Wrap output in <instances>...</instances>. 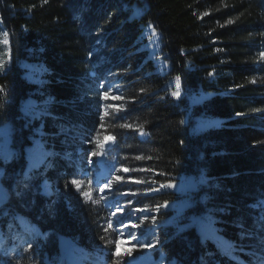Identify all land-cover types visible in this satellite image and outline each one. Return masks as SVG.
Segmentation results:
<instances>
[{
	"label": "trees",
	"instance_id": "16d2710c",
	"mask_svg": "<svg viewBox=\"0 0 264 264\" xmlns=\"http://www.w3.org/2000/svg\"><path fill=\"white\" fill-rule=\"evenodd\" d=\"M0 26V57L7 59L0 64V126L18 150L8 161L0 157L5 207L46 231L42 248L57 254L59 234H80L88 247L98 241L89 203L59 183L60 195L44 200L37 179L18 176L23 147L61 153V141L47 131L74 121L98 136L113 135L120 166L138 179L153 178L156 191L143 197L161 208L158 234L168 259L236 264L230 245L246 246L251 238L241 240V233L261 226L250 204L264 194V0H0ZM151 41L170 65L165 74L154 64ZM106 73L122 105L103 114L97 91ZM177 77L182 96L176 100L167 89ZM192 95L201 101L192 103ZM22 109L44 113L47 126L36 127L34 118L27 124ZM197 114L221 123L196 132ZM33 126L43 145L28 140ZM138 128L148 136L139 139ZM51 158L49 174L64 181L59 172L70 164L60 154ZM178 179H193L195 189L177 194L161 187ZM176 198L183 200L166 205ZM191 215L201 217L200 224L187 223ZM231 254L241 264L249 259ZM3 257L4 264L18 262Z\"/></svg>",
	"mask_w": 264,
	"mask_h": 264
},
{
	"label": "rangeland",
	"instance_id": "374dc122",
	"mask_svg": "<svg viewBox=\"0 0 264 264\" xmlns=\"http://www.w3.org/2000/svg\"><path fill=\"white\" fill-rule=\"evenodd\" d=\"M1 31L2 28L0 26ZM153 41L149 44L150 53L154 57V64L159 67L160 73L165 74L169 71L170 65L162 55H157L158 47ZM5 60H7L5 57H0V64H4ZM91 73L98 74L95 70ZM177 83L179 82L176 79H169V88L167 89L176 100L182 96L181 86L179 84V87H177ZM99 87L100 90L97 91V94L103 114L116 110L122 105L117 84L114 82L111 73H106L100 77ZM175 91H179V97L172 95ZM189 98H191L192 103L201 101L200 96L192 95ZM21 111V116L27 124L34 123L35 120L33 118L35 117L34 119H39V124L36 127L42 128L44 124L45 127L47 126L46 120L42 119L39 114L35 115V113H29L24 109ZM189 113L190 110L186 112L184 118L185 124H188ZM196 118H198L194 123V130L196 132H202L221 123V120L212 122L201 114H197ZM4 127L5 125L0 126V132L4 131ZM36 127H31L32 130L28 133L27 138L33 143H37L38 141L39 145H43L39 135L36 133ZM53 127L54 130L47 131V133L54 135L53 138L55 137L56 140L59 139L61 141L63 153L51 152L49 156H59L61 154L60 158L65 163H73L70 170L65 171L64 181L59 178L60 174H63L61 170L59 177L57 176V172L53 173L56 176L55 178L50 174L48 175L45 169L42 168L40 170L39 166L46 165L47 161L50 160L49 156L45 157L43 155L44 152L32 151L26 146L22 148L23 157L26 160L22 174L34 171L33 175L37 176L38 192L44 197V200L50 196L58 197L60 195L62 189L58 187L59 183L63 184L64 192L70 193V196L74 199H81L83 202L89 203L92 207H88L86 211L89 210L93 218L92 221L99 228V233L97 234L98 241L96 243L92 242V246L89 249L85 243H81L82 240H86L80 239L82 238L80 234H70L69 238L72 240L71 246L63 252H59L58 250L57 254L51 255L45 248H42L43 246L37 240L39 238L44 241L48 237L46 231L36 222L31 221L27 216L18 212V210L5 207L4 201L0 205V255L9 256L10 259L14 257L18 261L15 264H91L93 263L91 261H96L97 264H115L118 257L114 253L119 252L121 264H182L181 261L175 258L168 259L160 244L158 226L161 224L156 214L161 210L160 206L157 211V206H150L143 197L145 194L156 191L155 189L158 186L153 178L138 179V175L130 174L131 170L128 167L123 164L120 166L115 150L116 138L111 134L98 136L81 122L75 123L73 121L70 125H66L59 121ZM136 132L139 139H144L148 136V133L142 128H138ZM7 133L6 137L0 135L4 138L0 140L1 159H3L4 154L9 152L12 153L9 159H12L15 154L18 156V150L11 144L10 133L8 131ZM61 134L62 136H60ZM92 152H97L99 155L92 156ZM34 162H39L38 166L29 172V166ZM52 165V161L50 160L47 166L48 171ZM124 169L128 171L125 172ZM117 176L123 177V181H117ZM5 178L4 173L3 177H0V189L4 192L2 180H5ZM72 179L81 182L80 191H77L75 185L69 184L68 187H65V182ZM20 180L23 181L24 179ZM109 182L112 186L111 189L104 188L101 191L100 189ZM124 183H130V185L123 188L122 184ZM166 183L173 184L174 187L168 188V190L177 194L189 193L195 189L196 185L193 179H191V182L178 179ZM45 184H47V187H45ZM81 193H89L90 198ZM119 193L129 194L120 195ZM131 193H135V195ZM63 200L64 202L68 201L65 197H63ZM182 200V198L172 199L167 201L166 205L174 206L178 202H182ZM93 201L97 202L94 203ZM262 201H264V194L256 196L250 204L256 210L254 214L258 222H260L259 217L264 215V213L261 212L259 207L254 208L253 205L259 204ZM67 207H71L68 202ZM145 208L148 210L140 211ZM4 213H7V215H4ZM153 218H155L154 221ZM200 221L201 217L191 215L187 223L194 224L196 222L200 224ZM3 222H5V225H3ZM109 222H111V227L108 226ZM132 224L138 226L132 227ZM182 225L184 226V224H181L177 227L179 228ZM254 231L257 232H254L251 239L246 241L247 245L244 248L249 253V259L245 261L246 264H259L258 258L264 256V248L260 246L261 226H255ZM129 232L134 233L135 238L130 237L128 235ZM5 243L9 246H4ZM36 250H41V253L29 255L28 259L24 260V253ZM129 252H131V256L128 255ZM251 253H256L254 259L250 258L252 257ZM4 262L5 258L0 259V264H4Z\"/></svg>",
	"mask_w": 264,
	"mask_h": 264
},
{
	"label": "snow or ice",
	"instance_id": "6c2138e0",
	"mask_svg": "<svg viewBox=\"0 0 264 264\" xmlns=\"http://www.w3.org/2000/svg\"><path fill=\"white\" fill-rule=\"evenodd\" d=\"M231 22H232V21H228V23H231ZM261 55L264 56V53H261ZM179 79H180L179 77L176 78L177 82H179ZM177 87H179V83H177ZM172 95L175 96V97H179L180 93H179V91H175V92L172 93ZM43 114H44V113H40L39 115L42 116ZM34 118H35V117H34ZM122 127H129V128H130L131 125H122ZM142 134H143V133H142ZM0 135H3V136L6 137V136L8 135L7 130H4L3 132H0ZM37 145L39 146V142H38V141H37ZM11 155H12V153H10V152H9V153H6V154L3 155V159H4L5 161H7L9 158H11ZM43 155H44L45 157H47V156L51 155V153H43ZM91 155H92V156H97V155H99V153H97V152H92ZM137 158L139 159V157H137ZM90 162H91V161H90ZM38 163H39V162L31 163L30 166H29V172H31L32 169L36 168V167L38 166ZM124 171L127 172L128 170H127V169H124ZM3 175H4L3 170H0V177H3ZM24 175H25V179H31V178H32V177H30V176L28 175V173H25ZM123 179H124V178L121 177V176H117V177H116V180H117V181H123ZM133 182H137V183H138L139 181H133ZM69 184H71V185H75L77 191H80V184H81V182H79L78 180H76V179H72L71 181H66V182H65V187H68ZM45 187H47V184H45ZM111 187H112V186H111V183L109 182V183H106V184L104 185V187L101 188L100 190L103 191L104 188L111 189ZM161 187L172 188V187H174V185L171 184V183H165V184L161 185ZM81 194H82V195L89 196V193H81ZM119 194H120V195H128L129 193H119ZM131 194H132V195H135V193H131ZM17 195H20V193L17 192ZM7 198H8L7 193L4 192L2 189H0V205H2L3 202L7 200ZM89 198H90V196H89ZM93 202L95 203V202H97V201H93ZM164 206H166V205H164ZM253 207H254V208H255V207H259L260 210H261V212L264 213V201L260 202L259 204H254ZM147 210H148V209L145 208V209H142V210H140V211H147ZM158 210H159V206H157V211H158ZM4 215H7V213H4ZM113 215H115V213H113ZM145 219H147V217H145ZM154 219H155V218H153V221H154ZM259 221L261 222V240H260V246H261V248H264V215H261V216L259 217ZM121 223H122V222H121ZM108 226H109V227L112 226V225H111V222H109V225H108ZM137 226H138V225H136V224H132V227H137ZM105 231H107V229H105ZM212 233H213V235H214V233H215V229L212 230ZM128 235H129L130 237H132V238H135L134 233H132V232H129ZM245 236L251 238V237H252V233H251V232H248L247 230H245L244 232L241 233V240H243V239L245 238ZM207 238H209V237L206 236L205 239H207ZM141 246H142V245H141ZM29 247H31V245H29ZM230 247H231V252L229 253V259H230L231 261H235L236 264H241L240 256H239V255H232L231 253L239 252V253H241V254H243V255H249V253H247V252L244 251L245 245H243L242 243L239 244V245H237V244H232V245H230ZM249 247H250V246H249ZM114 255H115L116 257H118V259L115 261V264H121L120 259H119V257H120V253H119V252H115ZM128 255L131 256V252H129ZM251 255L254 256L255 253H251ZM258 260H259V264H264V256L259 257Z\"/></svg>",
	"mask_w": 264,
	"mask_h": 264
},
{
	"label": "water",
	"instance_id": "95a60500",
	"mask_svg": "<svg viewBox=\"0 0 264 264\" xmlns=\"http://www.w3.org/2000/svg\"><path fill=\"white\" fill-rule=\"evenodd\" d=\"M72 244V240L69 238L68 234L58 235V249L60 252L67 250Z\"/></svg>",
	"mask_w": 264,
	"mask_h": 264
}]
</instances>
